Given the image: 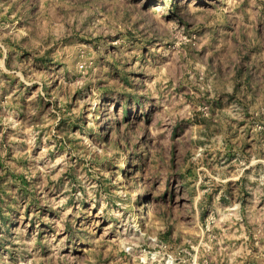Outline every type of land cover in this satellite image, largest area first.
<instances>
[{"label": "rangeland", "instance_id": "rangeland-1", "mask_svg": "<svg viewBox=\"0 0 264 264\" xmlns=\"http://www.w3.org/2000/svg\"><path fill=\"white\" fill-rule=\"evenodd\" d=\"M0 264H264V0H0Z\"/></svg>", "mask_w": 264, "mask_h": 264}, {"label": "bare ground", "instance_id": "bare-ground-1", "mask_svg": "<svg viewBox=\"0 0 264 264\" xmlns=\"http://www.w3.org/2000/svg\"><path fill=\"white\" fill-rule=\"evenodd\" d=\"M65 212H68V213H69V212H71V211L68 209V210H67V211H65ZM68 213H67V214H68Z\"/></svg>", "mask_w": 264, "mask_h": 264}]
</instances>
